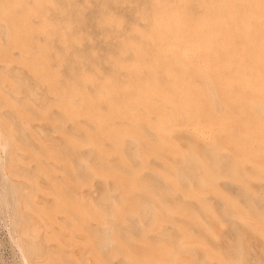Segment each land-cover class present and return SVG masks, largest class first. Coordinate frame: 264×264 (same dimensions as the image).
Here are the masks:
<instances>
[{
  "label": "rangeland",
  "instance_id": "1",
  "mask_svg": "<svg viewBox=\"0 0 264 264\" xmlns=\"http://www.w3.org/2000/svg\"><path fill=\"white\" fill-rule=\"evenodd\" d=\"M260 2L0 0V264H264Z\"/></svg>",
  "mask_w": 264,
  "mask_h": 264
},
{
  "label": "bare ground",
  "instance_id": "2",
  "mask_svg": "<svg viewBox=\"0 0 264 264\" xmlns=\"http://www.w3.org/2000/svg\"><path fill=\"white\" fill-rule=\"evenodd\" d=\"M155 1V4H156V11L159 13V14H161V15H165V16H167V17H169L171 20L172 19H177V18H181V17H184V16H187V15H189L191 12H188L186 9H185V0H175V1H177V3H178V7H173L171 4H166V3H163V0H154ZM174 1V0H173ZM197 2H199L200 0H196ZM236 2H244L245 0H235ZM37 2H39V1H37ZM260 3H263L261 6H259L258 5V10H257V14H258V17H261L260 19L262 20V22H263V20H264V0H261V2ZM222 6V5H221ZM220 6V7H221ZM226 6H229V5H226ZM246 6V5H245ZM231 9V8H230ZM256 9V8H255ZM217 10V9H216ZM229 11V10H228ZM221 12V11H220ZM227 14H228V12H227ZM256 14V15H257ZM252 15H254V14H252ZM242 16V15H241ZM161 17V16H160ZM158 18V17H157ZM246 18V17H245ZM255 20V18L254 17H252V20ZM260 19L259 20H257L256 19V21H259L260 22ZM209 20V19H208ZM217 20V19H216ZM249 20H251V19H249ZM251 20V21H252ZM253 20V21H254ZM246 21V20H245ZM174 22V21H173ZM210 22V21H209ZM240 22H242L241 20H240ZM255 22V21H254ZM261 22V23H262ZM205 23V22H204ZM220 23V22H219ZM253 23V22H252ZM161 24V23H160ZM217 24V23H216ZM253 24H256V23H253ZM259 24V23H258ZM257 24V25H258ZM174 25V24H173ZM176 26H177V24H175ZM213 25V24H212ZM260 25H262V24H260ZM259 25V26H260ZM157 26H159V25H157ZM168 26V25H167ZM218 26V25H217ZM256 26V25H255ZM164 27H166V26H164ZM163 27V28H164ZM175 27V26H174ZM249 27V26H248ZM227 28V27H226ZM232 28V27H231ZM236 28V27H235ZM162 29V28H161ZM165 29L166 28H164V30H162V31H165ZM240 29V28H239ZM262 29V28H261ZM235 31H236V33H238V35L237 36H239L238 38H240V37H242V36H244V37H248L247 36V32L245 33V32H241V30H236V29H234ZM242 30H243V28H242ZM161 31V32H162ZM233 31V30H232ZM240 31V32H239ZM245 31V30H244ZM262 31V30H261ZM183 32V31H182ZM186 32V31H185ZM175 33H176V31H175ZM239 33H240V35H239ZM250 33V32H249ZM258 33H260V31L258 32ZM184 34V33H183ZM235 34V33H234ZM243 34V35H242ZM194 35V34H193ZM196 35V34H195ZM202 35V34H201ZM181 36V35H180ZM259 36H261L260 38H259V40L260 41H262V42H264V30H263V33L262 34H260ZM259 36H257V38L259 37ZM186 37V36H185ZM184 37V38H185ZM219 37V36H218ZM243 37V39L244 40H246V38H244ZM249 37H250V35H249ZM254 38V37H253ZM196 39H197V37H196ZM211 39V38H210ZM223 39V38H222ZM248 39V38H247ZM250 39H251V37H250ZM209 40V39H208ZM219 40V39H218ZM240 40V39H239ZM234 41V40H233ZM252 41V40H251ZM216 42V41H215ZM243 42V41H242ZM184 43V42H183ZM189 43V42H188ZM208 43V42H207ZM251 43V42H250ZM255 43V42H254ZM259 43H261V42H259ZM258 43V44H259ZM206 44V43H205ZM214 44V43H213ZM219 44V43H218ZM256 44V43H255ZM262 44V43H261ZM260 44V45H261ZM202 45V44H201ZM259 45V46H260ZM263 45V44H262ZM262 45L260 46V48L262 47ZM194 46V45H193ZM218 46V45H217ZM217 46H215V47H217ZM242 47V46H241ZM206 48V47H205ZM204 48V49H205ZM226 48V47H225ZM259 48V49H260ZM228 49V48H227ZM245 49H247V48H244V50ZM249 49V48H248ZM256 49V48H255ZM254 48H253V50H255ZM235 50V49H234ZM238 50V49H237ZM251 50V49H250ZM229 51V50H228ZM233 51V50H232ZM241 51V50H240ZM248 51V50H247ZM249 52V51H248ZM251 53H252V51H250ZM255 52V51H254ZM257 54H260L261 55V53H257ZM251 55V54H250ZM262 56V55H261ZM264 56V55H263ZM263 58V57H262ZM234 61V60H233ZM249 61V60H248ZM238 62L240 63V61L238 60ZM241 65V64H240ZM238 67V66H237ZM250 68V67H249ZM248 69V68H247ZM261 72V71H260ZM215 74V73H214ZM257 89V88H256ZM197 118V117H196ZM200 132V131H199Z\"/></svg>",
  "mask_w": 264,
  "mask_h": 264
}]
</instances>
